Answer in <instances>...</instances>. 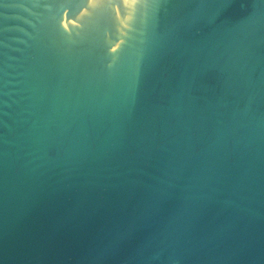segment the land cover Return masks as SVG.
<instances>
[{"label":"water","instance_id":"water-1","mask_svg":"<svg viewBox=\"0 0 264 264\" xmlns=\"http://www.w3.org/2000/svg\"><path fill=\"white\" fill-rule=\"evenodd\" d=\"M0 264H264V0H0Z\"/></svg>","mask_w":264,"mask_h":264}]
</instances>
